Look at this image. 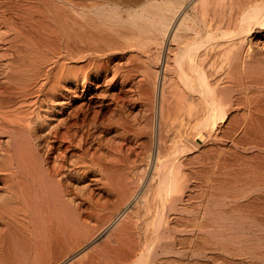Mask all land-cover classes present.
Masks as SVG:
<instances>
[{
	"label": "bare ground",
	"instance_id": "1",
	"mask_svg": "<svg viewBox=\"0 0 264 264\" xmlns=\"http://www.w3.org/2000/svg\"><path fill=\"white\" fill-rule=\"evenodd\" d=\"M67 263L264 264V0H0V264Z\"/></svg>",
	"mask_w": 264,
	"mask_h": 264
},
{
	"label": "rangeland",
	"instance_id": "2",
	"mask_svg": "<svg viewBox=\"0 0 264 264\" xmlns=\"http://www.w3.org/2000/svg\"><path fill=\"white\" fill-rule=\"evenodd\" d=\"M141 126H143V118H142V114L138 116L137 120L135 121V127L136 129H140ZM155 128H156V123H155ZM182 131L179 129V126H178V122L177 121H173L171 120V123L169 124V128H168V132L169 135H172L174 137H180L183 133H181ZM135 134H138V133H135ZM123 211L121 212V214H118L116 217H115V220L114 222L118 221L120 218H121V215H122ZM90 242L92 243L90 245V247L87 249V250H93L95 248H99L101 243L103 242L102 240H98V238H93L92 240H90ZM89 242V243H90ZM78 252V249L74 250L69 256H73L75 255L76 253ZM80 256V255H79ZM78 256V257H79ZM77 256L74 257L73 259H77L78 258ZM72 259V260H73ZM68 264V263H67Z\"/></svg>",
	"mask_w": 264,
	"mask_h": 264
}]
</instances>
